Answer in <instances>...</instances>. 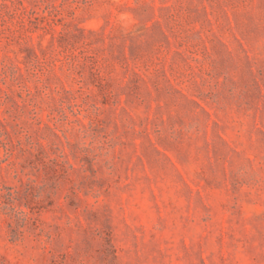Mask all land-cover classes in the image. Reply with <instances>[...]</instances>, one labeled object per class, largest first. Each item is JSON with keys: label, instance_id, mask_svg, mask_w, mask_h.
Here are the masks:
<instances>
[{"label": "rangeland", "instance_id": "obj_1", "mask_svg": "<svg viewBox=\"0 0 264 264\" xmlns=\"http://www.w3.org/2000/svg\"><path fill=\"white\" fill-rule=\"evenodd\" d=\"M0 264H264V0H0Z\"/></svg>", "mask_w": 264, "mask_h": 264}]
</instances>
